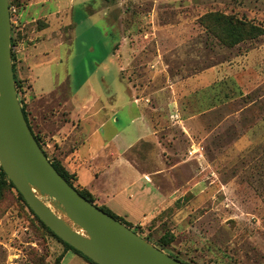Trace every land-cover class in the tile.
<instances>
[{"label":"rangeland","instance_id":"rangeland-1","mask_svg":"<svg viewBox=\"0 0 264 264\" xmlns=\"http://www.w3.org/2000/svg\"><path fill=\"white\" fill-rule=\"evenodd\" d=\"M95 1L76 0L74 25L65 22V86L58 96L66 100L79 94L80 100L103 105L102 115L109 117L115 104L113 82L120 76L138 91L151 93L163 86L164 107L160 105L159 112L166 119L158 142L137 144L129 157L170 204L159 219L162 225L154 223L152 232L140 235L157 243L168 233L174 238L167 252L191 264H264V36L229 47L218 38V29H207L195 20L206 12L221 11L264 28V0H193L190 5L185 0ZM10 2L17 52L29 27L21 17L24 1ZM147 16L150 20L157 16L156 26L166 20L170 26L185 25L179 23L185 17L195 20L185 31H171L172 37L157 30L163 70L156 78L154 42L131 33L140 28L154 31L147 21L131 22ZM127 33L130 39H121ZM118 42L131 48L142 42L153 50L132 55L131 66L119 52L124 68L120 71L114 52ZM203 76L211 86L192 93L191 80L207 83ZM207 94L212 101L205 107ZM31 98V94L25 98V107L38 132ZM148 104L150 108L156 102ZM175 114L182 123L172 119ZM120 118L126 122L124 114ZM137 135L132 126L120 142L133 143ZM45 139L52 146L51 158H57L53 142ZM69 252L15 189L4 188L0 264H69Z\"/></svg>","mask_w":264,"mask_h":264},{"label":"crops","instance_id":"crops-1","mask_svg":"<svg viewBox=\"0 0 264 264\" xmlns=\"http://www.w3.org/2000/svg\"><path fill=\"white\" fill-rule=\"evenodd\" d=\"M23 1L21 17L23 25L29 27V33L18 53L16 72L29 87L36 128L53 142L56 157L71 174L77 175V183L94 195L99 206H106L134 226L140 225L147 232H152L154 223L156 227L161 224L159 219L169 206L170 199L154 186L149 175L142 172L129 156L132 149L141 142H158V133L163 128V119H166L159 112L161 102L165 100L161 93L163 86L155 88L151 93L139 88L140 92L120 76L119 82H113L114 90L111 93L115 97V104L111 106L114 110L109 117L102 115L105 109L103 105L87 103L84 98L80 100L79 94L72 97L71 94L70 99L66 100L59 97L65 86V22L73 24L76 0ZM83 1L86 4L95 0ZM192 1L185 0L189 5ZM144 18H133L131 22L147 21L153 24L154 31L147 32L140 28L138 32L131 33L139 39L147 37L154 42L156 66L152 67L155 68L153 78H156L163 70V62L158 59L162 50L157 30H163L172 37L171 31H185L195 20L180 18L179 23L184 22L185 25L180 23L176 27L167 25L168 20L156 26L157 16L152 17L153 20H150L151 16ZM41 21L44 23L39 27ZM129 33L125 38L120 36L121 39H130ZM151 49L142 45V42L133 48L118 42L114 52L119 70L124 69L121 67L122 61L118 60L119 52L125 54V64L131 66L134 59L132 55L134 57V54L150 52ZM190 83L194 84V94L198 88L207 89L211 86L208 82L199 83L198 79ZM55 97L58 103L54 102ZM52 101L56 105H52ZM152 101L156 105L149 108L148 103ZM211 101L212 96L207 94L204 106ZM121 114L126 116L124 123ZM193 117L195 119L197 115ZM172 119L182 123L179 114L173 115ZM132 126L138 133L135 141L128 145L122 144L121 138ZM67 256L69 264H89L73 252Z\"/></svg>","mask_w":264,"mask_h":264},{"label":"water","instance_id":"water-1","mask_svg":"<svg viewBox=\"0 0 264 264\" xmlns=\"http://www.w3.org/2000/svg\"><path fill=\"white\" fill-rule=\"evenodd\" d=\"M0 166L63 241L97 264H185L88 201L54 168L19 100L10 0H0Z\"/></svg>","mask_w":264,"mask_h":264},{"label":"trees","instance_id":"trees-1","mask_svg":"<svg viewBox=\"0 0 264 264\" xmlns=\"http://www.w3.org/2000/svg\"><path fill=\"white\" fill-rule=\"evenodd\" d=\"M10 6H12V2H10ZM196 21H200L203 25H206L207 29H213L217 30L218 38L221 40V42L229 47H234L236 45H239L243 43L244 41L256 39L258 37L264 36V28L258 25H255L252 22H248L243 19H239L233 15L226 14L221 11H211L206 12L200 17H196ZM17 45V40L15 37H12V61H13V69L15 74V80H16V86H17V92H20V90L23 88V84L25 81L23 79H20L16 72V58H18L19 50L16 52L15 48ZM22 109L25 115V118L27 120V123L29 124V127L35 137V139L39 142L41 148L43 149L42 142L45 140L46 136H44L40 131L35 132V128L33 127V124L31 122V119L29 118V113L26 110L25 103L22 102ZM38 133V134H37ZM45 155L48 157L49 161L52 163L54 168L61 174V176L72 186L74 187L83 197H85L88 201L91 203L97 205L99 208H101L103 211H105L107 214L113 216L116 220L120 221L130 229H133L134 232L137 234H144L145 229L140 226H134L130 222H128L125 218L120 217L113 213L109 208L106 206H99L96 202V198L94 195L87 190L86 188L81 187L79 184H77L78 177L75 174H71L61 163V161L58 158H54L50 153L47 151H44ZM4 188H12L15 189L18 193L19 197L22 199V201L27 205L31 213L36 217V219L42 224V226L53 236L55 237L59 242H61L67 251H71L78 256H80L82 259H84L89 264H97L84 254H82L80 251L63 241L60 237H58L52 230H50L46 224L40 220V218L34 213V211L30 208V206L25 201L22 194L17 190L15 185L10 181L7 174L3 170V168L0 166V196L2 195V192ZM162 216V215H161ZM162 225V224H161ZM173 236L168 235V233L164 232L163 235L157 240V243H152L157 248L164 250L167 252L166 247H168L172 241ZM149 240V239H148ZM151 242V241H149ZM168 253V252H167ZM171 256L175 257L176 259L182 261L185 264H191L187 261L182 260L177 255H174L173 253H168Z\"/></svg>","mask_w":264,"mask_h":264},{"label":"built area","instance_id":"built-area-1","mask_svg":"<svg viewBox=\"0 0 264 264\" xmlns=\"http://www.w3.org/2000/svg\"><path fill=\"white\" fill-rule=\"evenodd\" d=\"M14 11L15 10L13 8H11V16L13 15ZM18 97H19V100L21 103L22 102L26 103L27 101L25 100V98L26 99L30 98V90L27 87L26 83L23 84V88L20 90V92H18ZM42 146H43V149H45V151H47L48 153L50 152V150L52 148L50 142L47 139H45L42 142Z\"/></svg>","mask_w":264,"mask_h":264}]
</instances>
